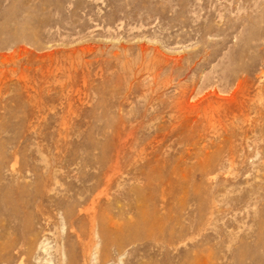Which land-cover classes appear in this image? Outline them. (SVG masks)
<instances>
[{
	"label": "rangeland",
	"instance_id": "374dc122",
	"mask_svg": "<svg viewBox=\"0 0 264 264\" xmlns=\"http://www.w3.org/2000/svg\"><path fill=\"white\" fill-rule=\"evenodd\" d=\"M0 264H264V0H0Z\"/></svg>",
	"mask_w": 264,
	"mask_h": 264
}]
</instances>
